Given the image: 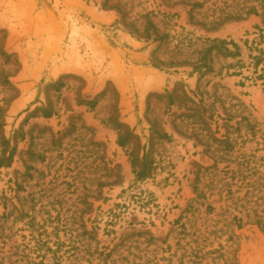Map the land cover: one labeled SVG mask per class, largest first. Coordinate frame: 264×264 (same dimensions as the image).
Listing matches in <instances>:
<instances>
[{"label": "rangeland", "instance_id": "374dc122", "mask_svg": "<svg viewBox=\"0 0 264 264\" xmlns=\"http://www.w3.org/2000/svg\"><path fill=\"white\" fill-rule=\"evenodd\" d=\"M0 264H264V0H0Z\"/></svg>", "mask_w": 264, "mask_h": 264}, {"label": "trees", "instance_id": "16d2710c", "mask_svg": "<svg viewBox=\"0 0 264 264\" xmlns=\"http://www.w3.org/2000/svg\"><path fill=\"white\" fill-rule=\"evenodd\" d=\"M144 174H145L144 172H139V173H137V176L143 178Z\"/></svg>", "mask_w": 264, "mask_h": 264}]
</instances>
